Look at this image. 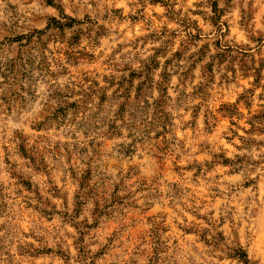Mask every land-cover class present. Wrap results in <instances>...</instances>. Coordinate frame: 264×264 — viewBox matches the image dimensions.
<instances>
[{
  "label": "rangeland",
  "instance_id": "1",
  "mask_svg": "<svg viewBox=\"0 0 264 264\" xmlns=\"http://www.w3.org/2000/svg\"><path fill=\"white\" fill-rule=\"evenodd\" d=\"M238 248L264 264V0H0V264Z\"/></svg>",
  "mask_w": 264,
  "mask_h": 264
},
{
  "label": "trees",
  "instance_id": "2",
  "mask_svg": "<svg viewBox=\"0 0 264 264\" xmlns=\"http://www.w3.org/2000/svg\"><path fill=\"white\" fill-rule=\"evenodd\" d=\"M66 18H68L69 20H73L70 17H66ZM51 22H54L55 24H58L61 27L64 25H70V23L64 24L63 22H61L60 20H57L56 18H52ZM232 256L238 258L239 260H241L245 264H254L250 261V259L248 258V255L241 248L236 249Z\"/></svg>",
  "mask_w": 264,
  "mask_h": 264
}]
</instances>
